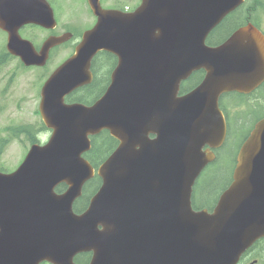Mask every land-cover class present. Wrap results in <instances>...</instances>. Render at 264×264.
I'll list each match as a JSON object with an SVG mask.
<instances>
[{
  "label": "water",
  "instance_id": "water-1",
  "mask_svg": "<svg viewBox=\"0 0 264 264\" xmlns=\"http://www.w3.org/2000/svg\"><path fill=\"white\" fill-rule=\"evenodd\" d=\"M242 1L142 0L135 16L122 17L101 14L90 0L98 22L41 89L48 143L33 145L14 172L0 173V264H71L86 251L90 264H234L264 236V119L243 144L212 214L193 212L189 202L213 157L202 148L220 146L225 136L219 96L248 93L264 80V40L251 26L219 46L205 44ZM39 6L30 21L52 27L46 4ZM8 12L0 7L6 48L25 65L44 64L65 40L50 38L37 54L19 37L20 24L5 20ZM100 50L118 57L107 93L90 107L64 104L65 95L90 83V61ZM197 70L205 72L201 83L177 97L180 82ZM103 129L120 143L97 170L102 184L87 210L76 216L72 204L93 176L81 154L88 135ZM60 183L67 189L57 195Z\"/></svg>",
  "mask_w": 264,
  "mask_h": 264
},
{
  "label": "rangeland",
  "instance_id": "rangeland-1",
  "mask_svg": "<svg viewBox=\"0 0 264 264\" xmlns=\"http://www.w3.org/2000/svg\"><path fill=\"white\" fill-rule=\"evenodd\" d=\"M118 2L125 8H133L139 0H103L104 6ZM59 14L62 24H77L72 22L75 18L72 9L69 7H84V0H64ZM90 20L89 17H82V20ZM72 28L71 26H69ZM34 44L39 45L46 36V32L36 28H26L22 31ZM5 44V37L0 33V51ZM71 52L69 47L57 50L53 56L52 63L49 64V71L56 63L62 61ZM47 69H24L19 66L17 60H10L0 69V167L6 171H13L23 159L26 150L29 148L22 133L14 138L8 134L7 128L21 125H32L34 130L40 126V118L37 111L39 102V89L46 76ZM49 137L48 132L40 135V141H46ZM231 141L225 144L223 156H228L234 150ZM231 150V151H230ZM226 159V157H224ZM216 194V193H215Z\"/></svg>",
  "mask_w": 264,
  "mask_h": 264
},
{
  "label": "flooded vegetation",
  "instance_id": "flooded-vegetation-1",
  "mask_svg": "<svg viewBox=\"0 0 264 264\" xmlns=\"http://www.w3.org/2000/svg\"><path fill=\"white\" fill-rule=\"evenodd\" d=\"M21 3V5H24V0H16ZM48 2L52 5H54V8L56 10L57 16H58V26L60 27V33H56V35H61L64 33H71L72 39L74 41L77 40V37L80 38L81 34L78 35L80 28L87 25L88 23H93V21L96 20L95 16L92 14L90 9L87 6V3L85 2L84 7L80 8L79 6L75 7H69L72 9L75 18H73L72 22H75L77 24H62L60 22L59 14L61 12V7H65L59 0H48ZM101 6L104 9H115V10H121L122 12H130L131 9L123 7L118 2H115L114 4L104 6L102 3V0H100ZM82 17H89L90 20L84 19L82 20ZM55 20L57 22V19L55 17ZM229 22V25L224 26V22ZM245 23L252 24L257 30H259L263 37H264V0H249V3L245 5L244 7H240L229 13L224 19L211 31L210 37L215 41V43L220 44L223 43L225 40H227L230 35L238 29V27L244 25ZM71 26L72 28H70ZM221 31H216L220 30ZM213 32V33H212ZM263 247V246H261ZM264 249L257 248L256 250L248 252L244 257H242L238 264H258L259 261L257 258H254L253 256L256 254H264Z\"/></svg>",
  "mask_w": 264,
  "mask_h": 264
},
{
  "label": "trees",
  "instance_id": "trees-1",
  "mask_svg": "<svg viewBox=\"0 0 264 264\" xmlns=\"http://www.w3.org/2000/svg\"><path fill=\"white\" fill-rule=\"evenodd\" d=\"M229 22H224L223 25H229ZM220 30L216 31H221ZM213 33V32H212ZM215 41L212 40V38L208 39V44L213 45ZM5 54L0 55V66L5 62ZM99 64L104 65L106 67L112 66L114 64V59L112 56L108 54H102L100 58H98ZM196 73L193 74L187 81L189 85H191V82L194 81L196 78ZM100 83V80H95L87 87L84 88V92L88 93V96L92 94L98 88V85ZM257 93H264V83L258 90ZM246 99V98H245ZM249 105V104H248ZM248 119L247 117L244 118L246 121ZM247 122H249L247 120ZM13 136H17L19 133L24 134L23 128H9L8 129ZM22 132H21V131ZM29 133L28 130L25 129ZM29 139L33 140L34 137L28 134ZM114 146V141L107 135V133L102 132L98 136L94 137L92 139V147L89 151V153L86 155V158L91 162L93 166H97L100 162H102L111 152L112 147ZM229 178V172L225 169H219L216 171L212 176L204 180V183L201 186V181H197L194 187L193 192V198L197 195L199 189L202 192V201L203 202H211L215 198V193L219 191L226 183L227 179ZM99 185L98 178L92 179L90 182L86 184V187L84 188L83 194L81 197L77 200L75 204V210L81 211L83 210L88 203V200L90 196L96 191Z\"/></svg>",
  "mask_w": 264,
  "mask_h": 264
}]
</instances>
